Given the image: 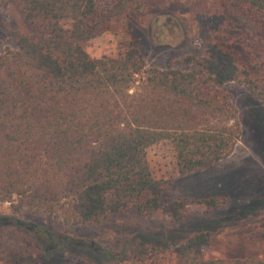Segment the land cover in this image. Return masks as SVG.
<instances>
[{"label":"trees","instance_id":"trees-1","mask_svg":"<svg viewBox=\"0 0 264 264\" xmlns=\"http://www.w3.org/2000/svg\"><path fill=\"white\" fill-rule=\"evenodd\" d=\"M203 1L220 5L209 20L215 38L244 28L264 39V0ZM9 7L26 31L5 15ZM0 9L7 40L0 50V205H10V214H0L3 264H27L12 242L15 229L29 230L22 212L65 226H105L122 213L151 222L159 212L180 223L190 201L211 210L229 202L174 199L170 181L154 176L147 150L170 141L180 176L228 160L241 127L225 87H242L264 106V74L253 77L219 42L201 57L186 56L184 69L148 67L133 43L115 57L93 58L83 48L101 35L105 19L128 9L143 15L148 0H116L107 13L98 0H0ZM211 242L210 231L191 234L173 249L177 264H264L207 259ZM66 244L41 245V254H62Z\"/></svg>","mask_w":264,"mask_h":264},{"label":"rangeland","instance_id":"rangeland-1","mask_svg":"<svg viewBox=\"0 0 264 264\" xmlns=\"http://www.w3.org/2000/svg\"><path fill=\"white\" fill-rule=\"evenodd\" d=\"M98 1L104 13L116 3ZM148 3L143 15L128 9L123 15L105 19L101 35L83 41V48L93 58L115 57L120 46L133 43L144 51L148 67L184 69L186 56L201 57L206 48L219 42L250 67L253 77L264 74V39L244 28L227 31L218 39L210 31L209 20L220 12L218 2ZM5 15L16 28L27 30L13 7L7 8ZM0 35L3 50L7 40L1 28ZM225 90L232 96L241 127V137L228 160L210 170L180 176L170 141L147 150L154 176L170 181L171 197L225 198L229 202L223 208L211 210L190 201L180 223L160 212L151 222L138 213H122L105 226H65L51 217L22 212L19 217L29 224V230L12 232L22 259L26 258L27 264H177L173 249L200 231L212 233L207 259H264V106L235 84H228ZM0 214H10V205H0ZM61 242L67 243L62 254H41V245L48 250L56 245L61 249Z\"/></svg>","mask_w":264,"mask_h":264}]
</instances>
